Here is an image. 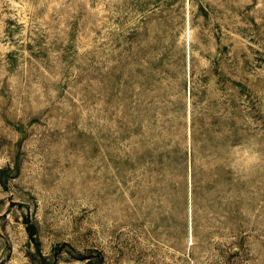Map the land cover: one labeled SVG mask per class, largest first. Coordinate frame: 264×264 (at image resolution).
<instances>
[{
  "label": "rangeland",
  "instance_id": "374dc122",
  "mask_svg": "<svg viewBox=\"0 0 264 264\" xmlns=\"http://www.w3.org/2000/svg\"><path fill=\"white\" fill-rule=\"evenodd\" d=\"M0 264H264V0H0Z\"/></svg>",
  "mask_w": 264,
  "mask_h": 264
},
{
  "label": "clouds",
  "instance_id": "9594fccd",
  "mask_svg": "<svg viewBox=\"0 0 264 264\" xmlns=\"http://www.w3.org/2000/svg\"><path fill=\"white\" fill-rule=\"evenodd\" d=\"M257 159V157L256 156H254V158H253V162H255V160Z\"/></svg>",
  "mask_w": 264,
  "mask_h": 264
}]
</instances>
